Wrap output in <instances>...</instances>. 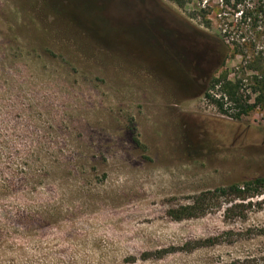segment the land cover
<instances>
[{
  "label": "rangeland",
  "instance_id": "374dc122",
  "mask_svg": "<svg viewBox=\"0 0 264 264\" xmlns=\"http://www.w3.org/2000/svg\"><path fill=\"white\" fill-rule=\"evenodd\" d=\"M228 11L0 0V264H264V194L216 191L264 177V109L204 97Z\"/></svg>",
  "mask_w": 264,
  "mask_h": 264
},
{
  "label": "trees",
  "instance_id": "16d2710c",
  "mask_svg": "<svg viewBox=\"0 0 264 264\" xmlns=\"http://www.w3.org/2000/svg\"><path fill=\"white\" fill-rule=\"evenodd\" d=\"M173 1L183 6L192 0ZM222 2L224 8L230 10L225 12L226 57L239 59V64L233 72L226 70L207 80L204 97L220 113L241 119L256 109H264V0ZM216 191L243 198L249 192L261 195L264 194V177L255 178L243 185H231L228 189L218 188ZM189 209L196 210L194 206ZM194 213L189 216H194Z\"/></svg>",
  "mask_w": 264,
  "mask_h": 264
}]
</instances>
